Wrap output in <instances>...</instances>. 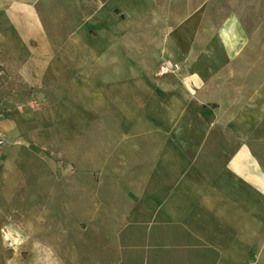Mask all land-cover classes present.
Masks as SVG:
<instances>
[{
    "label": "crops",
    "instance_id": "crops-1",
    "mask_svg": "<svg viewBox=\"0 0 264 264\" xmlns=\"http://www.w3.org/2000/svg\"><path fill=\"white\" fill-rule=\"evenodd\" d=\"M0 105L1 209L13 143L68 164L0 264H264V0H0Z\"/></svg>",
    "mask_w": 264,
    "mask_h": 264
},
{
    "label": "rangeland",
    "instance_id": "rangeland-1",
    "mask_svg": "<svg viewBox=\"0 0 264 264\" xmlns=\"http://www.w3.org/2000/svg\"><path fill=\"white\" fill-rule=\"evenodd\" d=\"M92 141L93 140L91 139L88 140V138L84 140L83 147L80 150L81 154L84 153L87 148L93 146ZM17 142L13 143L15 145L12 148V153L14 149L13 157L15 158V161L13 162V164L15 169L20 174V180L15 184V187H13L12 191L9 193L10 197L6 194V192L4 193L3 197L7 195L8 202L6 201V199H3V201H5L4 209H1V207L0 210L4 211L7 214H13L14 212L18 213L20 212L21 208H26L27 204H24V201L28 195H31V206L35 211L31 219L32 222H35L38 225L36 231H39L38 229L40 228L42 232V234L36 233V238L41 242H45V249L48 251V212H50L51 209L48 207V199L46 200L39 196L44 193V191L48 192V177L50 178V181H53L50 177V172L48 173V169H50L49 166L53 164V160L55 164H60L61 166H68V164L66 163L65 159L58 156V151L56 150L57 148L53 147L52 149H48V151L45 152L43 149H37V147L36 149L32 148L31 145L24 139L20 141L18 140ZM5 158L6 156L1 157L0 163L2 165ZM9 158L12 159L11 156H9ZM74 170L75 169H70L69 173L73 172ZM86 175L87 178H89L88 180L90 181V179L92 178V173H86ZM35 180H37L36 182H40V184H37L36 188L32 189L27 184V181ZM61 185L62 187L64 186V184ZM6 188L7 184L5 185L3 192L6 191ZM33 195H36L38 197ZM59 209L61 213L67 214V218L70 221L78 216L77 204L69 200ZM26 224H28L27 221ZM45 228H47L46 234ZM32 257L34 258L33 254ZM38 263L45 264V262L43 261H38Z\"/></svg>",
    "mask_w": 264,
    "mask_h": 264
},
{
    "label": "built area",
    "instance_id": "built-area-1",
    "mask_svg": "<svg viewBox=\"0 0 264 264\" xmlns=\"http://www.w3.org/2000/svg\"><path fill=\"white\" fill-rule=\"evenodd\" d=\"M179 68L180 67L178 64L169 63V62L164 63L159 69V75H164V74L174 72V71L178 70ZM5 117H6V113L0 105V121L2 119H4ZM4 144H5V138H4L3 134L0 132V149L3 147ZM1 191H2V184L0 181V193H1Z\"/></svg>",
    "mask_w": 264,
    "mask_h": 264
}]
</instances>
